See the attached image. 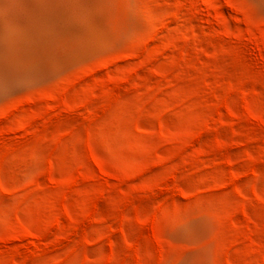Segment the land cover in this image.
<instances>
[{"label": "rangeland", "instance_id": "obj_1", "mask_svg": "<svg viewBox=\"0 0 264 264\" xmlns=\"http://www.w3.org/2000/svg\"><path fill=\"white\" fill-rule=\"evenodd\" d=\"M91 4L86 56L0 102V264H264L262 6Z\"/></svg>", "mask_w": 264, "mask_h": 264}, {"label": "bare ground", "instance_id": "obj_2", "mask_svg": "<svg viewBox=\"0 0 264 264\" xmlns=\"http://www.w3.org/2000/svg\"><path fill=\"white\" fill-rule=\"evenodd\" d=\"M256 1L264 11V0ZM91 16V0H0V102L85 57ZM206 232L207 223L199 220L181 237L194 243ZM203 255L196 252L179 264H205Z\"/></svg>", "mask_w": 264, "mask_h": 264}]
</instances>
